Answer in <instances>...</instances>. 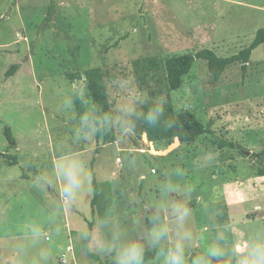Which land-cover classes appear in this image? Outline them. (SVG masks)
<instances>
[{
  "label": "rangeland",
  "instance_id": "374dc122",
  "mask_svg": "<svg viewBox=\"0 0 264 264\" xmlns=\"http://www.w3.org/2000/svg\"><path fill=\"white\" fill-rule=\"evenodd\" d=\"M53 10L49 15V10ZM264 27V0H0V258L5 237L19 234L28 220L52 231L53 264H107L110 257L90 259L76 239L78 226L112 205L133 235L147 229L143 205L160 199L158 184L179 167L181 184L193 186L189 206L194 232L207 239L217 234L226 248L264 229V44L252 51L245 73L238 63L214 82L205 62L195 61L179 90L166 86L164 62L207 49L228 58L249 47ZM18 65L10 77L6 72ZM98 68L110 102L118 93L113 78L134 76L150 97H167L173 115L187 111L211 134L191 143H153L138 121L132 135L111 131L104 140L70 139L74 115L95 106L83 72ZM84 90L83 101H66ZM146 110V109H145ZM8 127L15 140L4 136ZM213 136L237 144L218 149ZM66 152L86 154L96 176L98 201L82 197L62 210L54 233L49 202L60 182L47 188L36 177H53L56 160ZM15 158V160L13 159ZM16 179L9 180V176ZM172 197L180 198L177 194ZM133 196L140 203L133 205ZM143 218L140 230L138 217ZM155 249V248H153ZM152 248L146 251L153 250ZM192 254L202 251L195 244ZM65 259V263L61 257Z\"/></svg>",
  "mask_w": 264,
  "mask_h": 264
},
{
  "label": "clouds",
  "instance_id": "9594fccd",
  "mask_svg": "<svg viewBox=\"0 0 264 264\" xmlns=\"http://www.w3.org/2000/svg\"><path fill=\"white\" fill-rule=\"evenodd\" d=\"M109 87L118 93L113 108L101 111L92 106L79 115L75 114L73 118L77 120V126L70 136L73 143L111 131H117L122 136L132 135L138 121L149 126H175V120L166 115L167 97L163 94L150 97L146 90L139 87L134 76L115 77ZM74 98L83 101L84 90L66 101V110H72ZM183 175L179 167L165 174V179L157 186L160 199L142 206L150 226L139 236L133 235L122 222L115 205L103 215L93 217L91 227L89 222L80 224L76 239L83 243L84 251L101 258L110 257L112 264H213L214 261L216 264H264V229L246 235L242 245L235 244L231 248L225 247L220 234L207 239L204 230L193 231L191 221L194 210L189 206L193 186L179 183ZM53 178L60 182L61 187L58 198L49 202V223L55 225L54 233L59 235L62 231L57 223L59 213L64 209L72 211L82 197H91L95 192L96 176L88 155L66 152L56 160L53 177L41 174L34 183L47 188ZM8 179L14 180L16 176H9ZM131 203H140L139 198L133 196ZM137 224L141 230V216ZM51 235L52 231L46 229L42 222L26 221L19 234L5 237L8 241L4 245L6 255L0 258V264H53L55 249L49 242ZM194 244L202 251L192 254ZM148 248L157 249L152 261L145 260Z\"/></svg>",
  "mask_w": 264,
  "mask_h": 264
},
{
  "label": "trees",
  "instance_id": "16d2710c",
  "mask_svg": "<svg viewBox=\"0 0 264 264\" xmlns=\"http://www.w3.org/2000/svg\"><path fill=\"white\" fill-rule=\"evenodd\" d=\"M52 11L53 10L50 9L48 14L51 15L53 13ZM262 44H264V27L256 32V36L249 47L228 58L218 57L213 51L207 49L201 50L194 55H180L168 58L164 62L166 86L170 91L179 90L182 85L183 77L190 72L194 62L198 60L205 62L207 70L214 82L219 81L225 70L235 63H238L241 66L240 68L242 73H245L252 51ZM17 69L18 65H13L6 72V77L12 76L17 71ZM83 76L85 79L86 88L89 91L94 105L97 106V108L101 111L112 109L113 105L109 99L103 72L98 68H92L85 70L83 72ZM165 111L166 115L170 119L175 120V126L172 128H165L160 124L154 126L145 124L144 133L146 134L147 140L149 142L170 143L177 139L180 143H191L202 135H213L209 128L205 127L201 122H199L190 112L184 111L177 116H174L170 106H167ZM4 136L10 146L15 145V140L8 127L4 129ZM102 136H104V140L107 139V135L104 134L98 135L97 138L100 139ZM213 139L214 144L218 147V149H238L237 144L233 142L220 139L215 136H213ZM13 159L15 160V158ZM259 175L264 176V167L259 169ZM94 188L95 192L90 202L91 211L93 213L95 205L98 201V186L96 181L94 182ZM149 226L150 223L147 220L146 227L148 228ZM156 251L157 249L146 251L145 260L152 261L156 256ZM86 254L90 259L98 260L97 256L88 253ZM107 264H112V262ZM213 264H216V262L214 261Z\"/></svg>",
  "mask_w": 264,
  "mask_h": 264
},
{
  "label": "built area",
  "instance_id": "2783aa9c",
  "mask_svg": "<svg viewBox=\"0 0 264 264\" xmlns=\"http://www.w3.org/2000/svg\"><path fill=\"white\" fill-rule=\"evenodd\" d=\"M61 259H62V261H63L64 263L66 262L65 259L63 258V255H62Z\"/></svg>",
  "mask_w": 264,
  "mask_h": 264
}]
</instances>
